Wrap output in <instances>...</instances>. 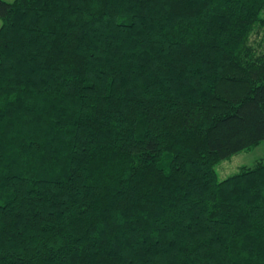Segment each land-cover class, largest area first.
Returning a JSON list of instances; mask_svg holds the SVG:
<instances>
[{"label":"trees","instance_id":"trees-1","mask_svg":"<svg viewBox=\"0 0 264 264\" xmlns=\"http://www.w3.org/2000/svg\"><path fill=\"white\" fill-rule=\"evenodd\" d=\"M0 21V264H264V160L216 173L264 141V0Z\"/></svg>","mask_w":264,"mask_h":264},{"label":"rangeland","instance_id":"rangeland-1","mask_svg":"<svg viewBox=\"0 0 264 264\" xmlns=\"http://www.w3.org/2000/svg\"><path fill=\"white\" fill-rule=\"evenodd\" d=\"M5 1L12 2L13 0ZM262 40L263 35L261 33L254 34L251 38V42L256 46L261 44ZM259 160H264V141L249 151L234 155L232 158L217 164L216 173L218 179L225 180L238 173L243 166H253Z\"/></svg>","mask_w":264,"mask_h":264},{"label":"crops","instance_id":"crops-1","mask_svg":"<svg viewBox=\"0 0 264 264\" xmlns=\"http://www.w3.org/2000/svg\"><path fill=\"white\" fill-rule=\"evenodd\" d=\"M0 26H1V22H0Z\"/></svg>","mask_w":264,"mask_h":264}]
</instances>
